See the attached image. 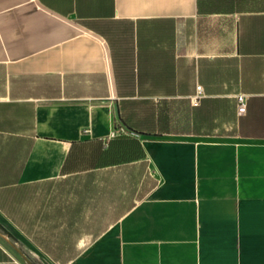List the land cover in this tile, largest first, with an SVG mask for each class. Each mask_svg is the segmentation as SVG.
I'll use <instances>...</instances> for the list:
<instances>
[{
    "label": "crops",
    "instance_id": "crops-1",
    "mask_svg": "<svg viewBox=\"0 0 264 264\" xmlns=\"http://www.w3.org/2000/svg\"><path fill=\"white\" fill-rule=\"evenodd\" d=\"M233 1L0 0V264H264V0Z\"/></svg>",
    "mask_w": 264,
    "mask_h": 264
},
{
    "label": "built area",
    "instance_id": "built-area-1",
    "mask_svg": "<svg viewBox=\"0 0 264 264\" xmlns=\"http://www.w3.org/2000/svg\"><path fill=\"white\" fill-rule=\"evenodd\" d=\"M197 90H200V86H197ZM237 99V112L243 114L246 109V97L244 95H238ZM119 132H123V128L119 129Z\"/></svg>",
    "mask_w": 264,
    "mask_h": 264
},
{
    "label": "rangeland",
    "instance_id": "rangeland-1",
    "mask_svg": "<svg viewBox=\"0 0 264 264\" xmlns=\"http://www.w3.org/2000/svg\"><path fill=\"white\" fill-rule=\"evenodd\" d=\"M255 2L257 3V1H253V0L252 1H247V0L237 1L236 0V1H233V5L236 6L237 8H248V7H253ZM47 264H50V263H47Z\"/></svg>",
    "mask_w": 264,
    "mask_h": 264
}]
</instances>
